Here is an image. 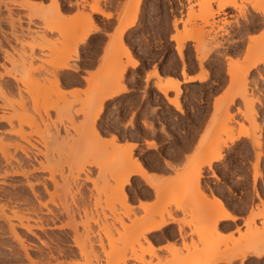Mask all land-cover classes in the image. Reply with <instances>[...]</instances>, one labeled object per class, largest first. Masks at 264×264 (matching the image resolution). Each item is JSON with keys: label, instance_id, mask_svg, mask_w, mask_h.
<instances>
[{"label": "rangeland", "instance_id": "rangeland-1", "mask_svg": "<svg viewBox=\"0 0 264 264\" xmlns=\"http://www.w3.org/2000/svg\"><path fill=\"white\" fill-rule=\"evenodd\" d=\"M21 1L22 0H0V10L5 9L8 12L6 17L0 19V24L4 25L0 26L2 28L0 30L1 40L4 43L3 50H1L3 60L0 67V81L2 82L4 90L8 94L13 92L11 94L16 98L18 97L19 89L22 90V93L27 99L28 108L33 112L35 123H32V119H30L32 121L28 120L30 117L27 116H25V118L24 116H21L22 118L15 117L16 105H13L15 106L13 108L12 105L6 102L0 95V146H5H2L3 150L6 151L7 149L6 154L9 157H13V161L15 159H20L19 161L24 167L19 171L22 172L25 170L29 172L27 173V177L22 174L5 177L4 172L7 168L0 154V161L2 160V167L0 169V264H128L131 260L136 261L138 264H212L213 259L211 256L214 254L205 255L203 249L210 238L214 239L213 241H217V248L219 251L215 254L221 253L223 256H230V258L242 256L251 252L258 254L259 251H263L264 0H235L233 8H226L225 13H218L219 15L214 14L213 21L215 24L213 28L204 24L203 18L205 16L202 15L204 9L200 6L201 2L209 1L205 7L214 11L219 1L228 2L230 0H140V3H138L139 0H124L119 15V20L122 22L121 24L124 26L126 22L131 21L133 26L139 16L141 19L136 27L130 30L126 36L125 42L129 44L130 51L124 46L123 38H121L123 50L117 51L112 57V62L113 60H119L126 65H130L128 59L131 56V52L144 58L147 64L159 58L160 64L162 65V75L178 76L179 66L176 56H178L180 60L182 57L181 61L183 63L185 58H189L194 53L199 63L200 70L204 75L206 74V79L208 75L212 73L211 80L205 85L196 87V92L202 93L207 90L212 91L213 88L217 86V92L220 93V96L215 100V110L210 116L208 129L204 132L202 136L203 139L201 138V143L207 139H212L213 149L210 152L203 151V148L200 149V147H202L200 143L194 155H201L203 158L207 159L215 153L219 142H223L224 147L221 151L222 159L224 157V150H229V153L232 155L245 154L248 156V159H251L249 156H254V161L252 163L248 162L244 164V176H246L248 187L249 184H251L254 197L259 204L256 206L257 210L252 212L250 220L245 224V233H241L240 229H237V238H234L233 235L228 238L221 235L219 237L215 235L212 236V234L206 235L205 238L203 235V237L201 236L205 228L209 227L208 233L212 230L215 220L220 216V207L214 202H210L211 204H209V200L206 197V202H204L205 200L195 197V200L198 201L196 205L195 200H193L194 198H192L195 195L192 196L189 190L191 189L193 191L192 188H195L196 183L202 180L205 168L212 171V165L211 168L207 165H202L197 175V173L195 174L193 171L197 166L196 157L193 158V156L190 158L188 162L184 164V174H181L180 177H187V175L193 176L192 172L197 175V177L194 175L192 180L191 177L190 179L187 177V179L180 183L175 179L176 183L175 180L172 182L173 184L175 183L174 185L171 182L170 185L167 186L166 184L161 185L160 188L165 189L167 193L163 201H171L172 203L170 206H167L166 209H159L160 207L156 208L155 206L142 207L143 213L138 216L131 206L133 201L129 200L134 193H140L142 191L141 185L138 184V182L133 183L131 178L133 175L139 173L138 169L137 171L135 170L136 173L135 171L133 173V167H131L132 174L129 175L128 173L129 176H127L126 172L129 168L125 171L126 168L123 167L124 163L119 164L121 163L119 157H122V155H117L120 153L119 149L121 148H126L124 149L125 151H130L131 149L129 150L127 147H121L117 145V143L112 144L106 139L103 141L105 145L103 142L99 141V143L95 141L97 139L90 136V129H88V131L86 130V132L80 128V123L84 120V112L88 109L86 106L88 105L87 103H89V92L94 90V88L100 91L102 89L103 93L98 94L97 99H103L104 94H108L110 90L108 89L110 88V82L108 80L111 78L109 77L111 74L110 70L112 69L109 70L111 57L110 62L109 60L107 62L106 57L110 55L106 52H108L107 49H110L109 51H112L111 54H113L115 47H117V45L120 47L119 36H114V39L111 38L114 41L111 40L110 46L105 50L104 55H107L103 56L98 71L93 76H90L92 81L91 83L89 82V84H87L88 82L86 79L90 77L83 78L81 82H77L73 76V74H77L83 69L81 52L77 51V56L73 52L72 54L69 52L67 57H62L63 55H61L58 50L55 51L50 44L52 41H58L56 43L57 45H55L57 48H61V45L66 43L64 41L66 39L61 36L62 32L60 28L64 29L68 26L72 29L75 25L73 22H76L77 18L87 17L88 14H90L89 16L96 26V20L93 14L102 11L100 7L101 0H94L93 4L89 7V12L85 9L87 4H80L77 2V12L73 16L74 18L72 17L73 20L70 19L71 21L67 20L64 22L60 20L58 22L59 28L54 32L49 31V6L51 0L48 6L43 7L44 12L42 9L38 11L41 15L36 13L34 16L33 14L37 12V8L30 7V5L26 3L23 4ZM58 3L60 10L62 4L61 0H59ZM94 8H99L101 11L98 12L94 10ZM33 10L35 11L34 13ZM14 11L19 13V15L17 14L15 16L13 13ZM20 22L22 26H20ZM252 25L255 26L251 27ZM20 29L24 30L20 32ZM15 30H19V33ZM37 31H43L42 33L44 34L41 32L38 33ZM14 33L19 37H17V40ZM20 33L21 35L23 34L22 38H20ZM40 33L42 35L46 34V39L40 37ZM177 33L182 34V38L184 39V46L180 50L181 52L176 49L177 45L175 44H177V41L173 39ZM32 36H38L39 39L37 40H41L40 42H45V44H42V48L36 47L34 49L35 56L33 57L35 58L31 60L30 53L32 52L26 43L27 40L31 41ZM212 38L216 39L212 40ZM95 39L97 38H94L91 43H94V41H96ZM62 42L64 43L62 44ZM240 42L242 43L240 44V50H233V46ZM191 43L194 44V52H192L189 45ZM217 43L220 46L215 49ZM80 45L81 44L78 46L76 45L77 50H79ZM14 46L15 48H13ZM23 47L27 52L26 59L29 58L27 59L28 61L34 60V62L31 63H33L32 66L36 68V71L33 73L36 78H40L39 80L41 81L44 77L47 80H53L52 76L57 74L55 76L57 78L61 76L59 80L62 82L63 72L66 71L67 76L71 74L70 78L72 80V85L70 84V86L74 87L72 91H67L62 82V88L64 90L62 88H60V90L62 89L64 93L61 91L57 92V88L55 86L51 87V84H48L49 82L47 81V92L43 95L48 94L38 99V104L36 106L37 109L40 110L37 113L33 111V102L30 97L31 93L27 92L28 89L26 85L21 83L17 85V82L5 73V71H9L13 66L11 65L12 62L9 56V54H13L12 56H16L14 58L15 60L18 59L19 61H16L19 63L16 62L15 68L13 67L15 70H10L11 74H14L15 77H19V75L22 74L19 54H21L20 51L25 52ZM127 52L130 54L129 57L127 56ZM119 53L120 55L118 56ZM228 59H232V61L236 62L235 64H239V66H237L240 70L237 69L236 76H234L233 79H230V75L227 73L233 69L232 67V69L227 67L226 64ZM253 61H258V65L254 69H250L246 72L245 70L247 69L245 68ZM62 64H67L69 69L61 67ZM106 64L109 65V68ZM76 65L79 68L75 71L74 69L77 68ZM148 67L149 66H146V68ZM236 67H234L235 70ZM241 67L244 68L241 69ZM27 68H29L28 64ZM228 68L230 70H228ZM185 69L186 66L183 64L182 70L184 72ZM183 71L182 74L184 73ZM41 73H43V75ZM155 76L158 77L157 71L155 72ZM116 77L115 79H117ZM130 81L140 82L136 72L130 74ZM121 85H124L126 89V91L123 92L124 95L122 97L119 95L120 97L117 96L119 98L115 97L110 101L105 114L104 103L108 101V99L104 98V105L102 104L103 109L95 123L96 127H99L98 130L101 132V136L103 133V139L112 134L115 136L117 135L120 142H122L127 135V106L142 105L140 104V99H136L135 102H132V100L128 101V98L125 96L127 92V78L125 74L122 76ZM157 87L156 84L152 92L154 90V92L156 91L160 94ZM50 88L52 90L51 92ZM9 89L13 90L10 91ZM44 90L45 89H43V92H45ZM172 92L175 93L176 97L182 94L180 86L179 94H177L176 90H172ZM170 93L171 91L168 92L167 97L171 95ZM145 95L148 96L150 93H145ZM155 98L156 105L161 104V99L154 95V100ZM41 103L42 105L44 104L43 107L40 105ZM68 103L71 105L67 107ZM60 106L63 108L61 109L63 110L61 113ZM66 109L73 112L72 114H74V116L72 121L67 117ZM214 112L217 113V119L214 118L216 120H213ZM11 115H13L14 118L11 119ZM3 116L7 119L10 118L11 124L2 120L1 117ZM226 116H231L232 118L230 120H221L225 119ZM134 117L135 114L132 115V121L130 123L132 127L135 126ZM213 121L217 122V125L214 126ZM46 123H49V128L47 125H44ZM37 125L41 128L40 130ZM105 125L106 128L104 130ZM106 129H109V132ZM213 131L218 132L216 133L217 135H214L215 132ZM78 133L80 134L78 135ZM245 134L247 136H244ZM239 139L243 140L239 141ZM94 145L95 148H99V150L100 145L101 148L104 146L103 151L102 149L100 152L98 151V154L100 153L99 156L97 153L93 152L96 151L93 147ZM112 148H119L117 154L115 153L116 155H114V160L111 159L112 162L109 159L103 161L102 159H105L103 158L105 155L103 152H109ZM100 155L102 157H100ZM133 155L132 153L131 156L133 157ZM132 157L131 159L136 162L139 159L138 157L136 159ZM97 158H99V160ZM121 169L125 171V173L120 172L119 170ZM117 172L129 177L128 184L124 187V192L122 194H112L107 191V189L109 190V185H116L118 184L117 182H120L122 178L126 177L119 174L123 177L121 179L118 177V180H114L113 177L115 176L114 178H116L118 176ZM257 172L259 176L254 180L253 177ZM212 174L214 175L215 172H212ZM185 182L189 184H183ZM29 183L34 185L35 194L38 197L29 188ZM177 184H179V186L174 187V190L172 186ZM169 186H171L170 188L172 190L167 189ZM3 190L4 193H2ZM159 190H157L156 193H159ZM105 191H107L106 194L108 193L106 197L104 195ZM185 191H189L190 193H186ZM183 192H185V194ZM182 193L184 194L183 196ZM124 194H128L129 196H127V198H129H125ZM188 195L191 196V198ZM191 200L193 202H191ZM206 203L207 205H205ZM212 204L216 205L218 208ZM172 207H174L176 211H181L184 214L183 219L178 220L174 217V212L171 210ZM183 207L186 208V210H184ZM155 208L156 210L159 209V211L166 210L165 220L168 223L173 221L178 224L180 233L183 231L184 227H192L190 233H195L194 228L196 227L198 232L196 231L197 233H195V235L198 237V242L187 243L184 241L182 249L175 248L174 246L168 247L167 252L170 257L161 260L156 253V249L152 245L151 247L153 249H151L146 243L147 240L141 236V233H144L146 228L150 227L152 224H158L161 220L157 214L158 212L153 213L152 209ZM21 216L25 218L29 216V219L22 220V223L31 225L33 228L32 231L37 237L28 234L20 226L19 217ZM257 221H259V224H257ZM12 226L24 239V243L27 246V253L21 249L19 243L12 235ZM40 226H42V229L39 228ZM173 229V227L169 228L170 231H173ZM147 256L149 260H146Z\"/></svg>", "mask_w": 264, "mask_h": 264}, {"label": "crops", "instance_id": "crops-1", "mask_svg": "<svg viewBox=\"0 0 264 264\" xmlns=\"http://www.w3.org/2000/svg\"><path fill=\"white\" fill-rule=\"evenodd\" d=\"M28 1L43 6H48L50 4V0ZM61 2L60 14L63 18L65 17L64 19L70 20L77 12V2L80 4H87L85 9L89 12V7L93 4L94 0H61ZM123 2L124 0L100 1L102 12L93 14L96 20L97 30L88 37V43L84 42L85 44L83 43L79 46V51L82 56L81 62L84 68L77 74H73L77 82H81L83 78L85 79L93 76L98 71L104 52L110 45L111 38L120 35V30L123 25L119 20V15ZM140 19L141 17L139 16L136 23L127 28L121 36L124 46L127 47L129 51V44L125 42L126 36L130 30L136 27ZM94 38H97L95 39L96 41L91 43ZM189 45L192 52H194V44L191 43ZM90 53L92 55H90ZM176 57L178 58L177 62L180 63V65H178V76L162 75V65L160 64L159 58L147 64L144 58L131 52V56L128 59L130 64L135 63L136 65L134 67L128 66L129 68L126 70L127 92L125 96L128 98V101L132 100V102H135L136 99H140L139 101L142 105L127 106V135L122 142L117 140L116 143L121 147H127L129 149L131 145L134 144V148H131L134 154L133 158H139L138 162L142 165L147 174L146 177L144 176L145 178L139 174H135L131 177L133 183L138 182L142 188L140 193L136 192L130 197V200L132 199L133 201L131 206L138 216L143 213L142 207L155 206L159 208L160 202L166 198L167 193L164 191L165 189L163 190L160 186L167 183L169 180L173 181L177 179L183 173L184 164L193 157L199 147L198 144L201 141L200 139L208 129L210 116L215 110V100L220 96V93L217 91L216 94L215 91L196 92V87L205 85L211 80L212 73H210L204 81L198 79L204 74L199 68V63L194 53L189 58H185L183 63L178 56ZM183 64L186 66L185 75L182 74ZM146 66L149 67L146 68ZM156 71L158 77L154 74ZM134 72L138 74L140 82L130 81V74ZM70 75L71 74H69L68 77L66 71H64L62 76V81L65 82L63 83L64 88L67 91H72V89H74V87L69 86L71 84L70 81H72ZM188 78L190 80H188ZM167 79H173L179 83L180 89L182 90V94L179 97H176L175 93L172 91L170 93L171 95L166 98L160 92V94L156 91L154 92V90L152 92L156 84L158 85L160 81L162 83ZM148 92L150 95H145V93ZM119 95L122 97L124 94L122 93ZM154 95L161 99V104L156 105V98L154 100ZM174 98L179 100V107H181L179 109H181V111L168 101V99ZM112 100L113 99L105 101L104 114L107 112L108 103ZM134 114L135 126L132 127L130 123L132 121V115ZM112 136L115 135L110 134L104 139L110 141ZM241 140L243 139H239V141ZM201 148H203V151L210 152L213 149L212 139L204 141ZM249 157L251 159H248L246 155H232L229 153V150H224L223 159L213 163L212 171L205 168L202 180L200 181L199 187L200 189L202 188L201 191H203L205 197L208 198L210 202H215L216 199L222 203L223 208L220 209L219 215H223L221 211H225L231 217L229 219H220V217H218V221L215 220L218 222L220 235L226 238L231 235L237 238V229H240L241 233H245V224L250 220L252 212L257 210L256 206L259 204L254 197L251 184H249L248 187L246 176H244V164L254 161V156ZM212 172H215V176ZM148 177L150 181L146 179ZM151 181L153 182L150 184ZM188 184L187 182V185ZM157 190H159V193L162 192L160 194L156 193ZM171 210L174 212V217L176 219H183L184 214L181 211H176L174 207H172ZM184 210H186V208H184ZM257 224H259V221H257ZM170 227L174 228L173 231L169 230ZM179 229L178 224L169 222L162 230L145 235L147 241L156 249V253L161 260L170 257L167 252L168 247L174 246L175 248L182 249L184 241L187 243L198 242L197 235H195V233H190L192 227H184L181 233ZM211 257L213 259L212 264H264V254L262 253L257 254L251 252L235 258H230V256L226 257L221 253H217ZM146 260H149L148 256ZM128 264L138 263L131 260Z\"/></svg>", "mask_w": 264, "mask_h": 264}, {"label": "bare ground", "instance_id": "bare-ground-1", "mask_svg": "<svg viewBox=\"0 0 264 264\" xmlns=\"http://www.w3.org/2000/svg\"><path fill=\"white\" fill-rule=\"evenodd\" d=\"M58 1L59 0H51V4H50V6H49V11H50V13H49V15H50V28H49V31H52V32H54L57 28H59V26H58V22L61 20H63L62 22H64V21H67L66 19H64L63 17H62V15L60 14L61 12H60V10H59V3H58ZM98 1V0H97ZM21 2H23V4H27V5H30V7H33V8H37V12H35L34 10H33V13L35 12V14H33V16L34 15H36V13L39 15H41V13L39 12L38 13V11H40L41 9L43 10V12H44V6L43 5H41V4H35L34 2L33 3H31L30 1H28V0H22ZM234 2H235V0H230V1H228V2H218L217 3V5H216V10H214V11H212L211 9H209V8H206L205 6H206V4H208L209 3V1H207V2H201V5L200 6H202L203 7V13H202V15L203 16H205L204 18H203V16H202V18L204 19L203 21H204V24H206L207 26H210V28H213L214 27V24H215V22L213 21V18H214V14H218V13H225V10H226V8H233V5H234ZM138 3H140V0H139V2ZM2 4V3H1ZM10 4V3H9ZM69 6V5H68ZM209 9V10H208ZM11 10V9H10ZM16 10V9H15ZM36 10V9H35ZM94 10H96V11H101L99 8H94ZM8 11H9V9H8ZM11 12V11H10ZM9 12V13H10ZM15 12V11H14ZM48 12V11H47ZM102 12V11H101ZM206 13V14H205ZM13 14V13H12ZM18 15H19V13H17ZM17 14H15V16L17 15ZM43 14V13H42ZM79 14V13H78ZM48 15V14H47ZM90 14H88V16L87 17H80V18H77L75 21L76 22H73V24L75 23V25L73 26V28L72 29H70L68 26H66L64 29L62 28H60V30H61V32H62V37L63 38H65L66 40H64L66 43H64V42H62V44L63 45H61L62 47L61 48H57L56 47V43L58 42H51V44L50 45H52L53 47L52 48H54L55 49V51L56 50H58V52L61 54V55H63L62 57H64V56H68L69 55V52H71V54H72V52L77 56V51L79 52V50H77L76 49V45L78 46L79 44H83L84 42H87V39H89L88 37L93 33V32H95V30H97V26H95L94 25V21L93 20H91V17L89 16ZM219 15V14H218ZM10 16H12V15H10ZM78 16V15H77ZM14 17V16H13ZM15 18V17H14ZM17 18V17H16ZM74 18V17H73ZM73 18H72V20H73ZM59 19V20H58ZM209 19H210V21H209ZM1 21V20H0ZM71 21V20H70ZM257 21V20H256ZM62 22H60V23H62ZM176 22V21H175ZM250 22V21H249ZM254 22V21H253ZM19 23V22H18ZM252 23V22H251ZM13 24V23H12ZM17 24V23H16ZM67 24V23H66ZM69 24H70V22H69ZM96 24V23H95ZM14 25V24H13ZM72 25V24H71ZM256 25V24H255ZM255 25H252L251 27H253V26H255ZM18 26V25H17ZM16 26V27H17ZM20 26H22V24H21V22H20ZM130 26H132V22L131 21H128V22H126V24L123 26V27H121L122 29L120 30V35H119V41H120V47L117 45V47H115V49H114V51H113V54H111L112 53V51H109L108 49H107V51L108 52H106L107 54L109 53V55L110 56H108L107 54V57H106V59H107V62H108V60H109V62H110V57H111V64H110V68L108 67L109 65H107L106 64V66L109 68V70L111 71V76L109 75V77H111L108 81L110 82V88H108V89H110L109 90V92H108V94L106 95V94H104V98L105 99H108V100H111V99H114L115 97H117L119 94H121V93H123V92H125L126 91V89H125V87H124V85H121V80H122V76L126 73V70H127V68H129L128 66H131V67H134L136 64L135 63H132V64H130V65H126V64H123V63H121V61H119V60H113V62H112V57H113V55L118 51H121V50H123V46H121V44H122V39H121V36H122V34L127 30V28H129ZM250 26V25H249ZM13 27V26H12ZM20 28V27H19ZM22 28V27H21ZM21 31L20 32H22V30H24V29H20ZM15 31H18V33H19V30H15ZM218 31V30H217ZM38 32V31H37ZM39 32H41V31H39ZM38 32V33H39ZM43 32V31H42ZM41 32V33H42ZM185 32V31H184ZM249 32V31H248ZM15 33H17V32H15ZM14 33V34H15ZM35 33H36V31H35ZM35 33H34V35H35ZM39 34V36L40 37H42L43 39L45 38V35H42V34H44V33H42V34ZM228 33V32H227ZM247 33V32H246ZM25 34V33H24ZM28 34V33H27ZM37 34V33H36ZM64 34V35H63ZM186 34V33H185ZM184 34V35H185ZM16 35V34H15ZM15 35H14V37H15ZM19 35V34H18ZM20 35H21V33H20ZM26 35V34H25ZM113 35H115V34H113ZM215 35V34H214ZM22 36H23V34L21 35V37L20 38H22ZM17 35H16V40H17ZM29 37H31V36H29ZM46 37H47V35H46ZM183 36H182V34H180V33H177L175 36H174V40H176L177 42V44H175V45H177L176 46V49H178L179 50V52H181L180 50L183 48V46H184V39L182 38ZM212 37H214V36H212ZM19 38V37H18ZM24 38V37H23ZM113 38V37H112ZM37 39H39L38 38V36H32V39H31V41H28L27 40V43H26V45L30 48V50H31V52L32 53H30V57H31V60L33 59V58H35V57H33V56H35V52H34V49L36 48V47H40V48H42V44H45V42L44 43H42V42H40V41H38ZM46 39V38H45ZM49 39V38H48ZM114 39V38H113ZM172 39V38H171ZM215 40L216 38H212V40ZM51 40V39H50ZM112 40V39H111ZM218 40V39H217ZM23 41V40H22ZM63 41V40H62ZM100 41V40H99ZM112 41H114V40H112ZM48 42V41H47ZM222 42V41H221ZM238 42V41H237ZM23 43V42H22ZM88 43V42H87ZM97 43V42H96ZM96 43H95V45H96ZM10 44V43H9ZM48 44V43H47ZM56 44V45H55ZM61 44V43H60ZM85 44V43H84ZM240 44H242L241 42L240 43H236L234 46H233V50H238L239 48H240ZM49 45V44H48ZM228 45V44H227ZM91 46V45H90ZM110 46V45H109ZM218 46H220V45H218V43H217V45H215V49H217L218 48ZM51 47V46H50ZM228 47V46H227ZM13 48H15V46L13 47ZM24 48V47H23ZM78 48V47H77ZM220 48V47H219ZM243 48V47H242ZM16 49H18V48H16ZM23 50V49H22ZM24 50H25V52L23 51H20L21 52V54H19V59H20V61H21V63H20V65L22 66L21 68H22V74H20L19 75V77H15V75L14 74H11V71H13V70H15V69H13V67L15 68V64H16V60H18V59H16L15 60V58L14 57H16V56H12V55H10L9 54V56H10V58H11V62H12V64L11 65H13L12 66V68L8 71H5V73L8 75V76H10V77H12L16 82H17V85H18V83L20 84H23V85H26V87H27V92H29V93H31L30 94V97H31V100H32V102H33V111H36V113L40 110H38L37 109V101H38V99L40 98V97H43V96H46V95H43V94H45L46 92H47V90H46V88L48 87V86H46V84H47V81L49 82L48 84H51L50 86L52 87V86H55L56 88H57V92H59V91H61L62 93H64V89L62 88L63 87V84H62V82H60V80H59V78L61 77H59V78H57L55 75H57V74H54L52 77V79L53 80H47V79H45V77L43 78L44 79V81H43V79H42V81L44 82H42L41 80H39L40 78H36L34 75L35 74H33L35 71H36V68H34L33 66H32V64L33 63H31V62H34V60L33 61H31V60H27V59H29V58H27L26 59V57H27V52H26V49L24 48ZM52 50V49H51ZM220 50V49H219ZM240 50V49H239ZM126 51V50H125ZM216 51V50H215ZM222 51V50H221ZM242 51V50H241ZM4 52H5V50H4ZM11 52V51H10ZM6 53V52H5ZM122 53H124V52H122ZM236 53H237V51H236ZM8 54V53H7ZM17 54V53H16ZM15 54V55H16ZM34 54V55H33ZM70 54V55H71ZM179 54V53H178ZM79 55V54H78ZM90 55H92L91 53H90ZM106 55H104V56H106ZM117 55V54H116ZM120 55V53L118 54V56ZM129 53L127 52V56L129 57ZM180 55V54H179ZM232 55V54H231ZM135 56V55H134ZM133 56V57H134ZM217 56V55H216ZM219 56V55H218ZM82 57V56H81ZM80 57V58H81ZM85 57V56H84ZM89 57V56H88ZM181 57V56H180ZM227 57V56H226ZM28 61V63H27V61ZM106 59H104V60H106ZM114 59V58H113ZM178 59V58H177ZM214 59V58H213ZM91 60V59H90ZM103 60V61H104ZM181 60H182V57H181ZM19 61V60H18ZM92 61V60H91ZM17 63H19V62H17ZM92 63V62H91ZM94 63V62H93ZM178 63V62H177ZM236 62L235 61H232V59H228V61H227V67H230V69H232V70H230L229 68H228V70H230V71H228L227 73L230 75V79H233V77L234 76H236L235 74L237 73L236 71H237V69H238V66H239V64L237 63V64H235ZM27 64H28V66H29V68H27ZM84 65V64H83ZM86 65V64H85ZM89 65V64H88ZM87 65V66H88ZM178 65H180V63H178ZM238 65V66H237ZM258 65V61H253V62H250L248 65H247V67L245 68V69H247V70H245L246 72L248 71V70H250V69H254L256 66ZM5 66V65H4ZM4 66H2V67H4ZM17 66V65H16ZM77 66V65H76ZM80 66V65H79ZM237 66V67H236ZM33 67V68H32ZM61 67H64V68H66V69H69L68 68V66H67V64H62V66ZM232 67V68H231ZM234 67H236V70H235V68ZM6 68V67H5ZM75 68V67H74ZM78 66H77V68H75L74 70L76 71V70H78ZM84 68V67H83ZM179 68V67H178ZM240 68V67H239ZM242 68H244V67H241V69ZM7 69V68H6ZM13 69V70H12ZM5 70V69H4ZM238 70H240V69H238ZM244 70V69H243ZM43 71V70H42ZM183 71V70H182ZM53 72V71H52ZM184 72V71H183ZM239 72V71H238ZM19 73V72H18ZM21 73V72H20ZM68 73V72H67ZM185 73V72H184ZM184 73H183V75H184ZM42 75H43V73H41ZM52 74V73H51ZM118 74V75H117ZM155 74V73H154ZM227 74V75H228ZM41 75V76H42ZM47 75V74H46ZM4 76V75H3ZM48 76V75H47ZM71 76V75H70ZM117 76V77H116ZM214 76V75H213ZM2 77V76H1ZM65 77V76H64ZM79 77V76H78ZM115 77L118 79V77H119V79L117 80V79H115ZM183 77H185V76H183ZM46 78H48V77H46ZM91 78V77H90ZM90 78H87L86 79V81L88 82L87 84H89V82L91 83V81H92V78L90 79ZM74 79V78H73ZM115 79V80H114ZM200 81H204L205 79H206V74L205 75H201L200 76V78H198ZM220 79V78H219ZM1 80V79H0ZM63 80V79H62ZM111 80V81H110ZM188 80H190L189 78H188ZM187 80V81H188ZM264 80V79H263ZM126 81V80H125ZM213 81V80H212ZM1 82V81H0ZM15 82V83H16ZM42 82V83H41ZM75 82V81H74ZM108 82V83H109ZM4 83V82H3ZM61 83V84H60ZM63 83H65V82H63ZM70 83H71V81H70ZM68 84V83H67ZM15 85V84H14ZM62 85V86H61ZM72 85V84H71ZM8 86V85H7ZM10 86V85H9ZM70 86V85H69ZM158 87V90H159V92L162 94V95H164L165 96V98L167 97V95H168V92H170V91H172V90H176L177 91V94H179L180 92H179V83L176 81V80H173V79H167V80H165L164 82H162L161 83V81L158 83V85H157ZM221 86V85H220ZM16 87V86H15ZM222 87V86H221ZM10 88V87H9ZM21 88V87H20ZM60 88H62L61 90H60ZM67 88V87H66ZM43 89H45L44 91L45 92H43ZM53 89V88H52ZM99 89H101V88H99ZM10 90V89H9ZM13 90V89H12ZM12 90H10V91H12ZM14 90H15V88H14ZM211 90V89H210ZM218 90V87L216 86V88L214 87L213 88V90L212 91H215V94H216V91ZM8 91V90H7ZM43 93H42V92ZM52 90H51V88H50V92H51ZM56 91V90H55ZM103 90L101 89V91L100 90H96V88H94V90H92V91H90L89 92V103H87L88 105L86 106V108H88L87 109V111L85 110V112H84V120H83V122H81L80 123V128H82L83 130H87L88 131V129H90L91 130V134H90V136H92L94 139H97V140H95V141H100V142H103V141H105V139H103L102 137H103V133H102V136H101V132L98 130V128L99 127H96V125H95V123H96V120H97V118L100 116V112L102 111V109H103V102L105 101H103V99L102 98H98L97 99V97H98V94H102L103 92H102ZM207 91H209V90H207ZM60 92V93H61ZM11 93H13V92H11ZM11 93H7L5 90H4V87H2V82H1V84H0V95L2 96V98L6 101V102H8L9 104H11L12 105V107L14 108L15 106H13V105H16V107H15V117H21V116H24V118H25V116H27V117H30L28 120H30V119H32L33 120V122L32 123H35V118H34V115H33V112L30 110V108H28V102H27V99H26V97L24 96V94L22 93V90L21 89H19V91H18V97L16 98L15 96H12V94ZM74 93V92H73ZM39 94V95H38ZM38 95V96H37ZM59 95V94H58ZM64 95V94H63ZM106 95V96H105ZM61 96V95H60ZM78 98V97H77ZM44 99V98H43ZM46 99V98H45ZM61 99H63V98H61ZM76 100V99H75ZM74 100V101H75ZM233 100V99H232ZM42 101H45V100H42ZM72 101V100H71ZM168 101L171 103V104H173L175 107H177V109L178 108H181V107H179V103H178V99L177 98H174V99H168ZM231 101V100H230ZM232 102V101H231ZM253 102V101H252ZM29 103H30V101H29ZM40 103V102H39ZM54 103H56V102H54ZM70 103V102H69ZM68 103V105H67V107L69 106V105H71V104H69ZM233 103V102H232ZM67 104V103H66ZM103 104V105H102ZM241 104V103H240ZM42 107H43V105H42V103L40 104ZM55 105V104H54ZM59 105V104H58ZM6 106H8V105H6ZM64 106V105H63ZM41 107V108H42ZM61 107V108H60ZM59 108H60V113H61V111H63V110H61V109H63L62 108V106H60ZM40 108V107H39ZM59 108H58V110H59ZM71 108H72V106H71ZM85 108V107H84ZM55 109H57V108H55ZM176 109V110H177ZM67 110V109H66ZM80 111H83V110H80ZM180 111H181V109H180ZM67 112V117H69V119L72 121L73 120V116H74V114H72L73 112L71 111V110H67L66 111ZM13 113V112H12ZM113 113V112H112ZM5 114V113H4ZM63 114V113H62ZM6 115V114H5ZM12 117H11V119L12 118H14V116L13 115H11ZM172 116V115H171ZM42 117V116H41ZM48 117V116H47ZM112 117V116H111ZM217 113L216 112H214V114H213V120H216L217 118ZM22 118V117H21ZM23 118V119H24ZM214 118H216V119H214ZM232 117L231 116H226V118L225 119H221V120H230ZM1 119L2 120H5V121H7L8 122V124H11V119L9 120V119H7L6 117H1ZM114 119V118H113ZM19 120V119H18ZM26 120V119H25ZM32 120H30V121H32ZM24 121V120H23ZM22 121V122H23ZM48 121V120H47ZM105 121H106V119H105ZM19 122H20V120H19ZM113 122H115V121H113ZM26 123H28V122H26ZM43 123V122H42ZM39 124V123H38ZM78 124V123H77ZM217 124V122L216 123H214V121H213V125H216ZM44 125H47V127H48V125H49V123L47 124H44ZM53 125V124H52ZM117 125V124H116ZM115 125V126H116ZM110 126V125H109ZM37 127H38V125H37ZM49 127H50V125H49ZM48 127V128H49ZM39 128V127H38ZM79 128V127H78ZM105 128H106V125H105V127H104V130H105ZM109 128V127H108ZM112 128H113V126H112ZM117 128V127H116ZM41 128H39V130H40ZM56 129H58V128H56ZM55 129V130H56ZM101 129V128H100ZM50 130H51V128H50ZM78 130V129H77ZM81 130V129H80ZM103 130V131H104ZM107 130V129H106ZM219 130V129H218ZM12 131V130H11ZM52 131V130H51ZM67 131V130H66ZM86 131V132H87ZM108 132H109V129L107 130ZM217 131V130H216ZM221 131V130H220ZM81 132H82V130H81ZM111 132V131H110ZM213 132H215V131H213ZM224 132V131H223ZM18 133V132H17ZM126 133V132H125ZM216 133H218V132H215L214 133V135H217ZM52 134V133H51ZM80 133H78V135H79ZM89 134V133H88ZM130 134V133H129ZM134 134V133H133ZM55 135V134H54ZM206 135V134H205ZM204 135V136H205ZM56 136V135H55ZM54 136V137H55ZM68 136V135H67ZM88 136V135H87ZM105 136V135H104ZM117 136V135H116ZM116 136H112L111 137V142H112V144H115L116 142H117V140H118V136L116 137ZM122 136V135H121ZM130 136H131V134H130ZM130 136L128 135V137L130 138ZM133 136V135H132ZM137 136V135H136ZM244 136H247L246 134L244 135ZM138 137V136H137ZM213 137V136H212ZM90 138V137H89ZM92 138V139H93ZM93 139V140H94ZM139 139V138H138ZM202 139H203V137H202ZM202 139H200L201 141H202ZM206 139H207V137H206ZM120 141V140H119ZM201 141H200V143H201ZM97 142V143H98ZM99 142V143H100ZM95 143V142H94ZM107 143V142H106ZM199 143V144H200ZM204 143V142H203ZM203 143H201L200 145H203ZM103 144L105 145V142H103ZM198 144V145H199ZM18 145V144H17ZM134 144H132L131 145V148L133 147L134 148V146H133ZM199 145V146H200ZM3 146V145H2ZM0 146V154H1V156L3 157L2 159H4V162H5V166H6V168H7V170L4 172V176L6 177V176H10V175H19V174H22L23 176H25V177H27V173H29V172H26L25 170L24 171H19L21 168L23 169V164L19 161V160H14L15 161V163H14V161H13V157H9V156H7V149H6V151H4L3 150V147H5V146ZM94 148H95V145L93 146ZM100 147V150L102 149V151L104 150V146L101 148V145L99 146ZM224 147V144H223V142H219V144H218V146H217V149H216V151H215V153L213 154V155H211L209 158H203L201 155H198L197 156V154L196 155H193L194 157L193 158H195L196 157V162H197V166H196V169L195 170H193L194 171V173L196 174L197 173V175L199 174V170H200V168H201V166L202 165H207L208 167H210L211 168V165H213V163L214 162H217V161H219V160H221L222 159V154H221V151H222V148ZM14 148H16V147H14ZM26 148V147H25ZM116 148V147H115ZM115 148H112L111 149V151H106V153H104L103 152V154H105L104 155V157L103 158H105V159H102L103 161H106V159L108 160H114V155H116L117 154V152H118V149H115ZM121 148V147H120ZM130 148V149H131ZM124 149H126V148H121V149H119V154H117L118 156H121L122 155V157H119V160H120V162L121 163H119V164H122V163H124L123 164V167H125L126 169H125V171L127 170V176H129L130 174H132L131 173V167H133V173H134V171L136 170L137 171V169H138V174L139 175H141V176H147V174H146V172H145V170L143 169V167H142V165L140 164V163H137L136 161H134V160H132L131 159V150L130 151H128V150H124ZM200 149H201V147H200ZM95 150L96 151H93V152H95V153H97L98 154V151L100 152V150H99V148H95ZM123 151V152H122ZM25 153V152H24ZM116 153V154H115ZM100 154V153H99ZM99 154H98V156H99ZM245 155V154H244ZM24 156V155H23ZM100 157H102L101 155H100ZM113 157V158H112ZM133 158V157H132ZM98 160H99V158H97ZM133 159H136V158H133ZM112 160H111V162H112ZM115 160H116V158H115ZM2 161V160H1ZM1 161H0V169H1ZM29 161V160H28ZM117 161V160H116ZM115 161V162H116ZM123 161V162H122ZM134 161V162H133ZM188 162V161H187ZM186 162V163H187ZM27 164V163H26ZM134 164V165H133ZM125 165V166H124ZM4 166V167H5ZM134 167H136V168H134ZM184 167V166H183ZM182 167V168H183ZM5 168V169H6ZM9 169V170H8ZM123 169V168H122ZM122 169L121 170H119L120 172H123V173H125V171H122ZM27 170H28V167H27ZM124 170V169H123ZM1 171V170H0ZM129 171V172H128ZM136 171H135V173H136ZM117 173H118V176H117ZM116 173V178H114L113 177V179L114 180H118V177H120V179L123 177V176H126V175H124V174H122V173H119V172H117ZM128 173H129V175H128ZM193 172H192V174H193V176L195 175ZM119 174H122L123 176H120ZM181 174V173H180ZM182 174H184V173H182ZM187 175V174H186ZM185 175V176H186ZM197 175H195V177H197ZM124 177V178H122L121 180H120V182H117L118 184H116V185H109V186H107V187H109V190L107 189V191H109V192H111L112 194H116V193H123L124 192V187L128 184V178L129 177ZM192 175H187V177L190 179V177H191V180H192V177H193ZM214 176H215V174H214ZM259 176V173L257 172L255 175H254V177H253V179L255 180L256 179V177H258ZM144 177V178H145ZM187 177H180V178H178V179H176L177 180V182L179 181V183L180 182H183V180H185V179H187ZM29 178V177H28ZM152 178V177H151ZM150 178V179H151ZM177 178V177H176ZM3 179V178H2ZM146 179H148L149 180V177L148 178H146ZM148 180H147V182H148ZM176 180H175V183H176ZM190 180V181H191ZM150 181V180H149ZM168 181V180H167ZM196 181H198V180H196ZM153 181H151L150 182V184L152 183ZM170 182L172 183V182H174V181H168L167 183H165L166 184V186L167 185H169L170 184ZM200 182V181H199ZM199 182H197L196 183V185H195V188H192V187H190V188H192L193 189V191L190 189L189 191H191V194H192V196L193 195H195V196H193L192 198H194L193 200H195V197L196 198H200V199H202V200H205V195H204V193H203V191H201V189H200V187H199ZM149 183V182H148ZM169 183V184H168ZM174 183V184H175ZM191 183V182H190ZM44 184V183H43ZM173 184V183H172ZM173 184V185H174ZM186 185H187V182L185 183ZM181 185V184H180ZM172 186V185H171ZM171 186H169V188L167 187V189L168 190H170L171 188ZM176 186H179V184H177V185H175V186H172L173 187V189H174V187H176ZM182 186V185H181ZM2 187V186H1ZM10 187V186H9ZM165 187V186H164ZM29 188L31 189V191L32 192H34V194H35V189H34V185H32V184H30L29 183ZM45 188H46V186H45ZM29 189V190H30ZM160 189V188H159ZM105 190V189H104ZM162 190V189H161ZM164 190V189H163ZM162 190V191H163ZM172 190V189H171ZM175 190V189H174ZM107 191H105V193H104V195H105V197L106 196H108L107 194H106V192ZM161 191V192H162ZM164 191H166V190H164ZM189 191H185L186 193L187 192H189ZM195 191H196V193H195ZM160 192V193H161ZM185 192H183L184 194H185ZM193 192V193H192ZM2 193H4V190L2 191ZM15 193V192H14ZM159 193V194H160ZM182 193V196L184 195ZM190 193V192H189ZM195 193V194H194ZM11 194V193H10ZM9 194V195H10ZM13 194V193H12ZM5 195V194H4ZM36 195V194H35ZM125 195V198H127V196H129L128 194L126 195V194H124ZM37 196V195H36ZM189 196V195H188ZM187 196V197H188ZM9 197V196H8ZM38 197V196H37ZM190 198H191V196H189ZM188 197V198H189ZM4 198V197H3ZM36 198V197H35ZM129 198V197H128ZM127 198V199H128ZM9 199V198H8ZM34 199V198H33ZM126 199V200H127ZM208 199V198H207ZM1 200V199H0ZM25 200V199H24ZM130 200V199H129ZM132 200V199H131ZM190 200V199H189ZM199 200V199H198ZM31 201V200H30ZM8 202V201H7ZM132 202V201H131ZM189 202V201H188ZM191 202H193L192 200H191ZM197 202L198 201H196L195 200V203H196V205H197ZM204 202H206V200L204 201ZM209 202V204H211L210 203V201H208ZM33 203V202H32ZM172 202L171 201H162L161 202V204L159 205V209H166L167 208V206H170V204H171ZM216 205L217 204H219V206H221L220 207V209L221 208H223V206H222V203L219 201V200H216L215 199V202H214ZM27 204V203H26ZM29 204V203H28ZM205 205H207V203L205 204ZM204 205V206H205ZM213 206H215L216 208H218L216 205H214V204H212ZM210 206V205H209ZM212 207V206H211ZM32 208V207H31ZM29 209V208H28ZM159 209H157L156 210V208L155 209H152V211H153V213H157L158 214V216L161 218V220L159 221V223L158 224H152L150 227H148V228H146V230L144 231V233L142 232L141 233V236L144 238V239H146V237H144V235H147L148 233H151V232H154V231H158V230H162L167 224H168V222L165 220V211H159ZM183 209H184V207H183ZM32 210V209H31ZM34 210V209H33ZM40 210V209H39ZM35 213H37L36 211H34ZM223 213V215H221V216H219L220 217V219L221 218H227V219H229V218H231L229 215H228V213H226L225 211L224 212H222L221 211V214ZM18 214V213H17ZM16 214V215H17ZM38 215V214H37ZM264 215V214H263ZM29 217V216H28ZM28 217H19V222H20V226L28 233V234H31V235H33V236H35V237H37L36 235H35V233L32 231V227H31V225H25L24 223H22V220H28L29 218ZM38 217V216H37ZM260 218V217H259ZM217 220V219H216ZM218 221V220H217ZM217 221H215V225L212 227V230L210 231V233H208L209 232V227L208 228H205L204 229V231H203V233L201 234V236L203 235L204 236V238H205V236L206 235H208V234H212V236L213 235H215V236H220V233H219V228H218V222ZM10 222V221H9ZM173 222V221H172ZM249 223V222H248ZM252 224V223H251ZM42 225V224H41ZM44 226V225H43ZM195 227V226H194ZM40 229H42V226H40L39 227ZM263 228H264V225H263ZM210 229H211V227H210ZM180 230V229H179ZM206 230V231H205ZM262 230H264V229H262ZM182 231V230H181ZM197 231V229H196V227L194 228V232L195 233H197L196 232ZM109 232V231H108ZM11 233H12V235L14 236V238L17 240V242L19 243V245H20V247H21V249H23L24 250V252L25 253H27V246H26V244L24 243L25 241H24V239L21 237V235L20 234H18L17 232H16V230H15V228L12 226L11 227ZM199 236H200V234H199ZM202 236V237H203ZM147 240V239H146ZM214 239H209L208 240V244L206 243V245H205V247L203 248L204 249V254L205 255H210V254H215L216 252H218L219 250H218V248H217V241H213ZM42 242V241H41ZM43 242H45V241H43ZM146 243L149 245V247H151V245L152 244H150V242H148V241H146ZM44 245V244H43ZM45 246H48V245H45ZM48 248V247H47ZM151 249H153L152 247H151ZM48 250V249H47ZM258 252V251H257ZM263 254H264V248H263V251H261ZM260 251H259V253H261ZM258 253V254H259ZM69 254V253H68ZM67 255V254H66ZM70 256V255H69ZM172 264V263H171Z\"/></svg>", "mask_w": 264, "mask_h": 264}, {"label": "flooded vegetation", "instance_id": "flooded-vegetation-1", "mask_svg": "<svg viewBox=\"0 0 264 264\" xmlns=\"http://www.w3.org/2000/svg\"><path fill=\"white\" fill-rule=\"evenodd\" d=\"M14 14H17V12H13ZM8 15V12L5 10V9H2L0 10V19L6 17ZM0 26H4V25H1ZM2 28L0 27V30ZM5 30H6V27H5ZM3 46H4V43L3 41L1 40V33H0V67H1V64H2V60H3V56H2V53H1V50H3Z\"/></svg>", "mask_w": 264, "mask_h": 264}]
</instances>
